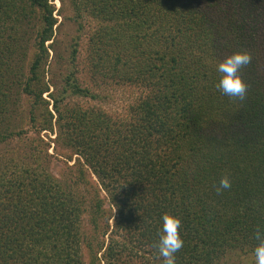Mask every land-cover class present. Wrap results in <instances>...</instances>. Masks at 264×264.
<instances>
[{"label":"trees","instance_id":"16d2710c","mask_svg":"<svg viewBox=\"0 0 264 264\" xmlns=\"http://www.w3.org/2000/svg\"><path fill=\"white\" fill-rule=\"evenodd\" d=\"M70 5L97 22L95 83L142 94L123 120L69 104L100 94L77 77L78 42L54 68L52 0H0V264H163L165 213L181 219L176 264L253 255L264 230V0ZM235 51L252 55L243 101L216 88L217 61ZM225 175L231 188L217 193Z\"/></svg>","mask_w":264,"mask_h":264},{"label":"rangeland","instance_id":"374dc122","mask_svg":"<svg viewBox=\"0 0 264 264\" xmlns=\"http://www.w3.org/2000/svg\"><path fill=\"white\" fill-rule=\"evenodd\" d=\"M59 18L60 29L57 33V52H51L55 57L54 68L64 70L68 64L72 52V46L78 42L77 47V77L84 87H89L100 94L99 100L92 101L89 98H76L68 100L69 104L79 102L85 107L103 106L113 116L122 120L129 118L130 106L134 105L142 94L140 87L137 85L121 84L115 82L103 83L98 85L95 83L90 70L89 56V38L97 27V22L84 16L76 17L75 11L70 5V0H52ZM59 9H63V16L57 13ZM79 23L83 24V28L79 29ZM49 137L55 138V135L42 133V138L49 142ZM54 143L49 149V154L54 155ZM2 151L1 153H4ZM48 163L50 170L55 174H59L64 168V162L57 156L49 157ZM72 164V163H71ZM145 250V249H144ZM144 252H147L144 251ZM219 264H254V256L246 252H231Z\"/></svg>","mask_w":264,"mask_h":264},{"label":"clouds","instance_id":"9594fccd","mask_svg":"<svg viewBox=\"0 0 264 264\" xmlns=\"http://www.w3.org/2000/svg\"><path fill=\"white\" fill-rule=\"evenodd\" d=\"M252 62L248 51H235L217 61L215 71L219 74L217 90L232 99L245 100L248 85L240 75V70ZM231 188L227 175L222 176L216 187L217 193ZM181 219L165 213L161 217L158 240L155 248L163 264H176V253L183 247L184 240L180 234ZM254 239L257 241L253 249L254 264H264V230L257 228Z\"/></svg>","mask_w":264,"mask_h":264}]
</instances>
